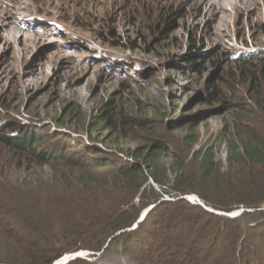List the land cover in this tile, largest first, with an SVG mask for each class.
<instances>
[{
    "label": "rangeland",
    "instance_id": "rangeland-1",
    "mask_svg": "<svg viewBox=\"0 0 264 264\" xmlns=\"http://www.w3.org/2000/svg\"><path fill=\"white\" fill-rule=\"evenodd\" d=\"M169 20L174 24L164 33ZM11 29L16 39L9 41L4 30ZM191 39L197 41L192 51ZM243 52H264V0H0V129L14 123L40 135L61 134L51 142L74 143L71 150L78 152L84 146L103 149L109 163L119 164L117 157L138 146L135 135L146 133L137 126L126 129L127 137L105 131L100 110L114 102L119 111L150 119V127L175 139L162 157L171 187L175 157L184 146L181 131L198 137L195 151L217 145V158L227 167V149L218 147V139L234 115L207 98L213 85L228 92L235 56ZM193 55L203 56L196 65L189 60ZM260 70L264 83V65ZM24 172L21 178L51 174L49 167ZM184 198L208 209L197 195ZM147 211L131 229L144 223L142 247L114 242L101 253H67L56 264H139L137 255L152 262L164 254L168 259L157 246L170 230L163 231L155 215L145 223ZM257 231L244 234L251 249L264 241V228ZM210 244L202 243V255ZM231 261L227 257L226 264Z\"/></svg>",
    "mask_w": 264,
    "mask_h": 264
},
{
    "label": "trees",
    "instance_id": "trees-1",
    "mask_svg": "<svg viewBox=\"0 0 264 264\" xmlns=\"http://www.w3.org/2000/svg\"><path fill=\"white\" fill-rule=\"evenodd\" d=\"M173 24L167 21L162 31ZM196 43L191 39V51L197 49ZM202 57L193 55L189 60L196 65ZM235 57L236 71L230 75L235 81L226 86L229 93L213 85L207 98L208 104L219 102L234 115L218 139V147L227 149V167L217 158V145L195 151L198 137L176 129L183 133L184 146L182 155L175 157L171 187L162 157L177 143L175 139L150 127L152 120L140 121L119 111L114 102H106L100 110L105 131L127 137L126 129L137 126L146 133L135 135L138 146L129 149L127 157H117L119 164L109 163V153L103 149L84 146L78 152L71 150L74 143L51 142L61 134L40 135L38 129L14 123L2 127L0 264H55L67 253H101L114 242L140 245L144 223L135 232L131 229L151 207L145 223L155 215L164 224L162 230H170L157 246L168 259L164 254L152 262L137 255L139 264H226L227 257L234 264H264V241L251 249L250 236L244 237L264 228V83L260 74L264 52ZM221 81L226 83L222 77ZM88 156L93 160H87ZM45 167L50 175L36 173L32 179L27 173L21 178L25 169ZM190 195H197L213 211L244 213L223 218L191 204L184 198ZM205 241L211 244L202 255ZM225 246L230 250L223 251Z\"/></svg>",
    "mask_w": 264,
    "mask_h": 264
},
{
    "label": "water",
    "instance_id": "water-1",
    "mask_svg": "<svg viewBox=\"0 0 264 264\" xmlns=\"http://www.w3.org/2000/svg\"><path fill=\"white\" fill-rule=\"evenodd\" d=\"M151 209H153V207H151L150 209H148V211L146 212V214H147ZM207 210H209V209H207ZM209 211H210V210H209ZM211 212H214V211H211ZM243 213H244V210L236 211V212H233V213H231V214H225V213H222V214H223V215H226V216H228V217H230V218H237V217L241 216ZM107 247H108V245H107ZM55 264H56V263H55Z\"/></svg>",
    "mask_w": 264,
    "mask_h": 264
},
{
    "label": "bare ground",
    "instance_id": "bare-ground-1",
    "mask_svg": "<svg viewBox=\"0 0 264 264\" xmlns=\"http://www.w3.org/2000/svg\"><path fill=\"white\" fill-rule=\"evenodd\" d=\"M10 24H12V22H9V24H7V25H10ZM4 33L6 34V38L8 37L9 41H12V40L16 39L15 33H14V29L4 30Z\"/></svg>",
    "mask_w": 264,
    "mask_h": 264
}]
</instances>
